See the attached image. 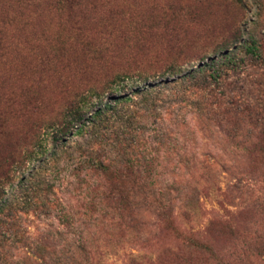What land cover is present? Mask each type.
Instances as JSON below:
<instances>
[{
    "label": "trees",
    "instance_id": "1",
    "mask_svg": "<svg viewBox=\"0 0 264 264\" xmlns=\"http://www.w3.org/2000/svg\"><path fill=\"white\" fill-rule=\"evenodd\" d=\"M227 3L240 9L241 0ZM255 3V19L247 37L243 38L237 26L223 30L211 45V55L199 59L194 68L168 87L175 102H190L196 119L206 125L201 130L217 141L218 155L207 153L214 164L240 179L223 191L235 211L206 212L205 226L196 231L185 232L175 224L177 217L189 222L199 211V188L202 193L209 188L220 190L215 185L213 167L197 159L183 135L179 143H168L166 138L160 143L145 140V135L135 129L134 124L148 116L162 117L156 105L161 102L158 93L146 85L134 88L132 97H113L112 104L100 105L87 119L81 109L88 99L74 95L66 100L59 118L45 126L62 134L72 128L76 134L87 128L108 131L107 137L101 132L99 141L76 149L82 161L77 166L80 174L74 179V188L90 190L88 199L76 194L84 210L62 214L57 224H47L41 232H25L20 224L23 214L33 212L41 191L50 192L52 186L38 182L41 168L33 167L5 193L8 176L0 166V264H38L35 258L43 264H95L98 242L105 248L121 247L123 243L146 247L157 239L159 229L180 242L159 245L152 251L153 257L150 252L127 256L122 264H264V0ZM222 20L227 19L222 16ZM176 72L174 66L166 71ZM118 78L98 90H89L103 92L101 87L115 85ZM117 106L129 109L120 113ZM34 135L35 129L30 143ZM107 146L116 153L113 157L104 151ZM152 146H166L185 157L175 171L197 170L205 178H162L159 159L154 152H147ZM26 153L24 160L16 150L2 158L8 165L21 168L30 162L32 152ZM150 227L156 235H151ZM19 248L29 254L17 251Z\"/></svg>",
    "mask_w": 264,
    "mask_h": 264
},
{
    "label": "rangeland",
    "instance_id": "2",
    "mask_svg": "<svg viewBox=\"0 0 264 264\" xmlns=\"http://www.w3.org/2000/svg\"><path fill=\"white\" fill-rule=\"evenodd\" d=\"M239 8L227 0H0V166L8 176L4 192L9 193L10 185L15 186L33 167L41 168L38 182L52 186L50 192L41 191L33 212L23 214L20 224L25 232H41L45 225L57 224L62 214L84 210L76 194L88 199L90 190L80 192L74 188V179L80 174L77 166L82 161L76 149L99 141L101 132L108 136L107 130L95 132L91 128L82 134L74 133V128L68 133H55V128L45 125L59 118L66 100L74 95L88 99L81 109L87 119L100 105L112 104L113 97H132L134 88L145 85L158 93L161 102L156 105L162 117L148 116L134 124L135 129L145 135V140L155 142L168 139V143H179L183 135L197 159L213 167L215 185L220 190L209 188L202 193L199 188L197 202L201 210L189 222L177 217L175 224L185 232L196 231L205 226L206 212L235 211L227 204L223 191L240 179L214 164L207 153L218 155L217 141L201 130L206 125L196 119L190 102H175L168 87L194 68L199 59L211 55V45L223 30L237 26L243 38L247 37L257 10L255 0H241ZM169 66L177 72L166 73ZM116 75L120 78L114 87H101L103 92L96 94L89 90H98ZM117 109L126 113L129 106ZM14 150L21 154V160L31 151L30 162L21 168L4 162L2 157ZM104 151L112 157L116 154L110 146ZM147 152H154L159 159L162 178H205L197 170L175 171L185 157L166 146H152ZM155 232L150 227L151 235ZM158 232L154 243L146 247L123 243L121 247L105 248L98 242L95 264H122L127 256L147 252L153 257L152 251L159 245L180 242L165 230ZM17 251L28 252L25 248ZM261 261L264 263V252Z\"/></svg>",
    "mask_w": 264,
    "mask_h": 264
}]
</instances>
